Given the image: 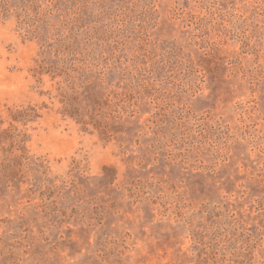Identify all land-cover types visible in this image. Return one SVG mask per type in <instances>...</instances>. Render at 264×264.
<instances>
[{
  "label": "rangeland",
  "instance_id": "rangeland-1",
  "mask_svg": "<svg viewBox=\"0 0 264 264\" xmlns=\"http://www.w3.org/2000/svg\"><path fill=\"white\" fill-rule=\"evenodd\" d=\"M0 4V264H264V0Z\"/></svg>",
  "mask_w": 264,
  "mask_h": 264
},
{
  "label": "trees",
  "instance_id": "trees-1",
  "mask_svg": "<svg viewBox=\"0 0 264 264\" xmlns=\"http://www.w3.org/2000/svg\"><path fill=\"white\" fill-rule=\"evenodd\" d=\"M4 1L5 0H0V3L1 2L3 3ZM0 7H2L1 4H0ZM2 8H4V7H2ZM4 10L6 12H8V9H4ZM32 112H34V111H32ZM18 115L19 114H14L13 113V118H14V121H16V122H17V116ZM36 117L37 116L35 115L34 118H36ZM31 120H28L27 122H29ZM1 124L2 123H0V126H1ZM17 146H18V150L22 153V155H20V156L17 157L18 165L19 166L26 165L27 167H30L31 165H35V163L32 162V161H30V159L27 157L28 152H27V150L25 148V141H23V140L18 141ZM21 172L22 171L20 169H18L17 172H16L17 173L16 175H19ZM5 178H6V176H2V177L0 176V183L3 182ZM21 178H23V177H21ZM3 245H4V242L3 241H0V256H2L4 254Z\"/></svg>",
  "mask_w": 264,
  "mask_h": 264
}]
</instances>
